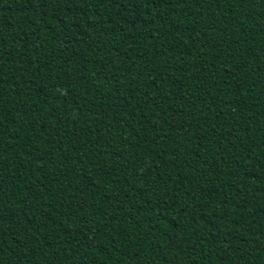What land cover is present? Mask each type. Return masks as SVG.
Masks as SVG:
<instances>
[{
    "label": "trees",
    "instance_id": "obj_1",
    "mask_svg": "<svg viewBox=\"0 0 264 264\" xmlns=\"http://www.w3.org/2000/svg\"><path fill=\"white\" fill-rule=\"evenodd\" d=\"M0 264H264V0H0Z\"/></svg>",
    "mask_w": 264,
    "mask_h": 264
}]
</instances>
